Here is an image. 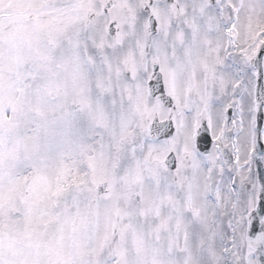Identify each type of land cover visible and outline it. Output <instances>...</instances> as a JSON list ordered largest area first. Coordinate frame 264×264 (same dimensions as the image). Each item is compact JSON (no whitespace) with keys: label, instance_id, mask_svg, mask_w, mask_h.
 Wrapping results in <instances>:
<instances>
[{"label":"snow or ice","instance_id":"snow-or-ice-1","mask_svg":"<svg viewBox=\"0 0 264 264\" xmlns=\"http://www.w3.org/2000/svg\"><path fill=\"white\" fill-rule=\"evenodd\" d=\"M0 264H264V0H0Z\"/></svg>","mask_w":264,"mask_h":264}]
</instances>
